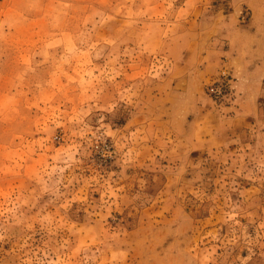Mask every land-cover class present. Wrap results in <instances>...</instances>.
Returning <instances> with one entry per match:
<instances>
[{
	"label": "rangeland",
	"instance_id": "374dc122",
	"mask_svg": "<svg viewBox=\"0 0 264 264\" xmlns=\"http://www.w3.org/2000/svg\"><path fill=\"white\" fill-rule=\"evenodd\" d=\"M0 264H264V0H0Z\"/></svg>",
	"mask_w": 264,
	"mask_h": 264
}]
</instances>
